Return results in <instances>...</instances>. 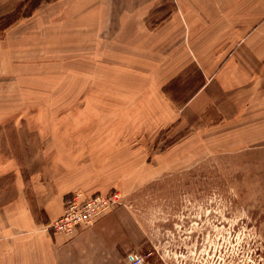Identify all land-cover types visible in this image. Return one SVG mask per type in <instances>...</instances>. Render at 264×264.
<instances>
[{
    "label": "rangeland",
    "instance_id": "obj_1",
    "mask_svg": "<svg viewBox=\"0 0 264 264\" xmlns=\"http://www.w3.org/2000/svg\"><path fill=\"white\" fill-rule=\"evenodd\" d=\"M92 11L86 0H0V204H34L47 176L71 182L63 205L77 190L117 191L142 239L112 264H130L129 253L145 264H264V125L196 111L195 67L164 83L119 66ZM23 244L6 264L37 263ZM56 262L104 264L94 249Z\"/></svg>",
    "mask_w": 264,
    "mask_h": 264
},
{
    "label": "crops",
    "instance_id": "obj_2",
    "mask_svg": "<svg viewBox=\"0 0 264 264\" xmlns=\"http://www.w3.org/2000/svg\"><path fill=\"white\" fill-rule=\"evenodd\" d=\"M86 3H97L98 14L92 11L102 22L97 42L114 46L119 66L137 68L136 73L147 81L164 83L195 67L201 85L190 104L196 111L211 105L223 121L241 119L244 130L251 125L263 127L264 0ZM0 126L4 131L3 123ZM6 145L5 134H0L3 151ZM34 183V204L26 196L0 204V264H6L11 250H19L14 243L34 251L36 264H59L60 252L72 256L93 249L100 253L101 262L112 264L142 239L137 224L123 219L117 206L73 235L55 232L51 224L62 214V198L71 182L47 176ZM127 258L130 262V253Z\"/></svg>",
    "mask_w": 264,
    "mask_h": 264
},
{
    "label": "built area",
    "instance_id": "obj_3",
    "mask_svg": "<svg viewBox=\"0 0 264 264\" xmlns=\"http://www.w3.org/2000/svg\"><path fill=\"white\" fill-rule=\"evenodd\" d=\"M120 199L117 191L94 194L75 191L65 198L62 214L53 220L51 228L57 233L73 235L79 228L93 225L101 215L119 205ZM130 264H145V257L134 253Z\"/></svg>",
    "mask_w": 264,
    "mask_h": 264
}]
</instances>
